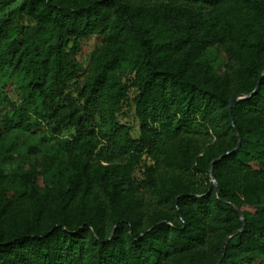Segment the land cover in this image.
I'll return each instance as SVG.
<instances>
[{
    "label": "trees",
    "instance_id": "obj_1",
    "mask_svg": "<svg viewBox=\"0 0 264 264\" xmlns=\"http://www.w3.org/2000/svg\"><path fill=\"white\" fill-rule=\"evenodd\" d=\"M262 73L264 0H0V264H264Z\"/></svg>",
    "mask_w": 264,
    "mask_h": 264
},
{
    "label": "rangeland",
    "instance_id": "obj_2",
    "mask_svg": "<svg viewBox=\"0 0 264 264\" xmlns=\"http://www.w3.org/2000/svg\"><path fill=\"white\" fill-rule=\"evenodd\" d=\"M97 36H91L84 38L82 40V48L84 52L85 60L88 59L89 54L95 47L97 43ZM205 58L210 62V64L214 67L215 73L218 75L224 70V63H225V55L223 51L219 47H211L208 49ZM33 161V160H31Z\"/></svg>",
    "mask_w": 264,
    "mask_h": 264
},
{
    "label": "water",
    "instance_id": "obj_3",
    "mask_svg": "<svg viewBox=\"0 0 264 264\" xmlns=\"http://www.w3.org/2000/svg\"><path fill=\"white\" fill-rule=\"evenodd\" d=\"M263 75H264V73H262V76H263ZM262 76H261V77H262ZM258 85H259V82L257 83V85H256V87H255V89H254L253 92H255V91L257 90ZM253 92H252V93H253ZM245 98H248V97H247L246 95H237L236 97H234V98L230 101V103H229V112H230V105H231L232 102H235V101H237V100H242V99H245ZM233 126H234V124H233ZM237 138H238V144H237V147H236L234 150H236V149L238 148V146L240 145V137H239L238 134H237ZM234 150H233V151H234ZM233 151H231V150H230V151H226V152L220 154L218 157H216V158L212 161L213 163H212V165L210 166L209 171H210V176H211V180H212V183H213L214 191H215V192H216V190H217V182H216V180H215V178L213 177V174H212V166L214 165V163H216V161L220 160L221 158L225 157V156L228 155V154H231ZM234 209L236 210L237 213H239L238 208L234 207ZM243 225H244V224H243ZM240 231H241V230H240ZM240 231L234 233L232 236H231V235L228 236V237L226 238V240L224 241V245H225V243L227 242V240H228L230 237L236 236L238 233H240Z\"/></svg>",
    "mask_w": 264,
    "mask_h": 264
}]
</instances>
